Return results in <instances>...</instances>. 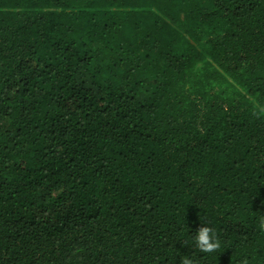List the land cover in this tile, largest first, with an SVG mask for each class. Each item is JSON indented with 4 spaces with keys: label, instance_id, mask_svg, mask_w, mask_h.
Here are the masks:
<instances>
[{
    "label": "trees",
    "instance_id": "trees-1",
    "mask_svg": "<svg viewBox=\"0 0 264 264\" xmlns=\"http://www.w3.org/2000/svg\"><path fill=\"white\" fill-rule=\"evenodd\" d=\"M262 216L264 0H0V264H264Z\"/></svg>",
    "mask_w": 264,
    "mask_h": 264
},
{
    "label": "clouds",
    "instance_id": "clouds-1",
    "mask_svg": "<svg viewBox=\"0 0 264 264\" xmlns=\"http://www.w3.org/2000/svg\"><path fill=\"white\" fill-rule=\"evenodd\" d=\"M261 231H264V216L259 221ZM196 248L202 253L216 252L220 249V241L217 239L213 229L207 226L200 227L193 237ZM182 264H193L189 257L182 258Z\"/></svg>",
    "mask_w": 264,
    "mask_h": 264
}]
</instances>
